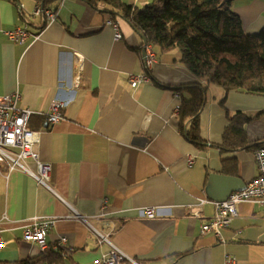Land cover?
I'll return each mask as SVG.
<instances>
[{
    "label": "crops",
    "instance_id": "obj_1",
    "mask_svg": "<svg viewBox=\"0 0 264 264\" xmlns=\"http://www.w3.org/2000/svg\"><path fill=\"white\" fill-rule=\"evenodd\" d=\"M120 1L139 8L160 5V0ZM36 4L0 0V30L21 27L20 12L28 16ZM46 8L56 16L45 28L38 31V20H29L36 37L24 44L0 37V97L19 91L21 106L34 112L29 127L40 132L37 148L40 160L50 164L52 187L22 172L0 174V264L43 253L23 240L31 218L53 221L50 247L66 238L69 251L63 256L59 249L63 264H94L109 253L93 230L108 235L125 256L119 264H224L226 256L235 264H264V200L239 203L237 217L219 229V237L214 231L201 234L215 214L205 194L208 176L222 175V161L235 159L237 174L228 177L245 186L258 175L252 150L221 152L212 146L221 144L228 118L236 113L248 118L247 145L264 140V96L210 86L199 115L207 147L199 149L183 135L175 109L181 102L175 92L188 98L185 86L198 82L180 64L178 51L146 45L145 53L156 57L146 72L142 38L121 17L79 0H57ZM231 8L245 34L264 28V0H233ZM108 22L117 25L121 40L114 39ZM76 55L84 69L73 92ZM144 75L149 82L130 86L131 76ZM53 99L68 104L63 120L52 125L44 114ZM147 208L154 218L141 216Z\"/></svg>",
    "mask_w": 264,
    "mask_h": 264
},
{
    "label": "trees",
    "instance_id": "obj_2",
    "mask_svg": "<svg viewBox=\"0 0 264 264\" xmlns=\"http://www.w3.org/2000/svg\"><path fill=\"white\" fill-rule=\"evenodd\" d=\"M11 3L17 0H8ZM46 7L57 0H32ZM93 10L119 16L125 20L147 45L159 47L161 52L178 51L180 64L197 80L185 86L188 98H181L178 115L182 133L199 149H204L200 137L199 115L206 103L210 86L264 96V28L257 34H245L241 20L233 13V0H160V5L142 8L124 4L120 0H79ZM21 14L23 20L28 18ZM31 25V23H28ZM45 26L38 27L40 29ZM245 114L228 118L222 142L212 146L221 152L253 151L264 147V140L247 145L243 125ZM225 176H236L235 159L222 161ZM63 264L60 251H44L37 258L14 264ZM10 264V263H3Z\"/></svg>",
    "mask_w": 264,
    "mask_h": 264
},
{
    "label": "built area",
    "instance_id": "obj_3",
    "mask_svg": "<svg viewBox=\"0 0 264 264\" xmlns=\"http://www.w3.org/2000/svg\"><path fill=\"white\" fill-rule=\"evenodd\" d=\"M44 7L42 4H36L34 9L27 15L29 20L37 19L40 26H46L48 22L54 21L56 13ZM29 21L23 20L21 27L12 30H0V37H4L11 42L24 44L29 39L36 37L30 33ZM110 23L115 29L114 39L121 40V34L118 32L116 24ZM77 62L74 63L73 77L70 86L71 91L79 88L80 79L84 69L83 58L76 55ZM156 63V57L153 53H145L143 56V65L146 72H149ZM130 86L135 88L138 84L149 82L147 75L131 76ZM174 97L181 100L179 92H175ZM67 102L60 99H53L48 107L44 118L47 124H57L64 118V110ZM179 105L176 111H179ZM34 112L28 108L21 106V94L19 91L9 95L0 97V174L7 178L12 172H22L29 175L41 186L52 191L50 186V164L40 160L38 144L40 142V132L33 131L29 127V122ZM252 156L257 167L258 175L252 179L242 191L231 193L230 196L221 203L212 202L215 209L213 218L201 226V234L214 231L215 236L219 237V229L227 227L231 221L237 217L236 206L241 202L261 203L264 200V147H258L253 150ZM27 162H31L35 166L32 171ZM192 164V159L188 160V165ZM104 208V206H103ZM141 216L152 219L156 216L153 209L147 208L143 210ZM82 219L80 216H76ZM53 221L40 218H31L27 220L23 233L25 242L35 243L41 252L52 250L58 251L62 249V255L65 256L67 251V240L64 237L58 239V242L49 246L47 236ZM97 244L99 246L109 245V253L95 261L94 264H119L125 261V256L111 246L108 235H103L93 230ZM4 244L0 238V247ZM60 251V250H59ZM224 264H235L234 260L226 256Z\"/></svg>",
    "mask_w": 264,
    "mask_h": 264
},
{
    "label": "water",
    "instance_id": "obj_4",
    "mask_svg": "<svg viewBox=\"0 0 264 264\" xmlns=\"http://www.w3.org/2000/svg\"><path fill=\"white\" fill-rule=\"evenodd\" d=\"M142 41L143 49L141 50V55L143 57L145 56L147 41L144 39ZM244 188L245 184L239 178L210 174L205 187V194L211 201L221 203L227 200L231 193L242 191Z\"/></svg>",
    "mask_w": 264,
    "mask_h": 264
}]
</instances>
